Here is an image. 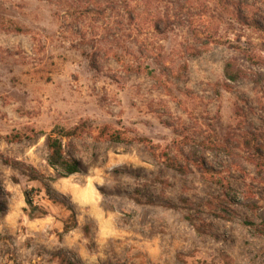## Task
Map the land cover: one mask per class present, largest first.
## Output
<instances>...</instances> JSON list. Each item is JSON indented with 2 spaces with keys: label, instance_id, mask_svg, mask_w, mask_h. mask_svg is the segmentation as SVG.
<instances>
[{
  "label": "rangeland",
  "instance_id": "374dc122",
  "mask_svg": "<svg viewBox=\"0 0 264 264\" xmlns=\"http://www.w3.org/2000/svg\"><path fill=\"white\" fill-rule=\"evenodd\" d=\"M0 138V264H264V0H0Z\"/></svg>",
  "mask_w": 264,
  "mask_h": 264
},
{
  "label": "trees",
  "instance_id": "16d2710c",
  "mask_svg": "<svg viewBox=\"0 0 264 264\" xmlns=\"http://www.w3.org/2000/svg\"><path fill=\"white\" fill-rule=\"evenodd\" d=\"M224 77L228 83H236L241 79V76L239 72L233 71L230 66H227L225 71H224ZM84 124H80L78 126H75L69 130H64V129H54L52 130L49 134L45 136V144H46V150H47V164L51 170H53L59 177H69L74 174H77L80 172V163L73 158H69L65 155V147L63 141H69L72 138H78L82 136L83 134V129H84ZM111 141L114 142H119L123 143L124 140H122L120 135H111L109 136ZM1 140V138H0ZM5 141L7 142H14V143H20L22 142L23 138L20 135H14L12 137H5ZM138 141H143V140H138ZM31 174L29 179L31 181H39L42 183V186L45 188L46 193H50V186L47 184H43V180L45 179V176L43 174H40L35 168H30ZM55 178H51L49 181H54ZM24 196L26 199V204L30 208L29 212V217H37L41 218L47 215V211L44 210L41 207H36L33 206L31 203V199L29 196V192L24 191ZM56 200L53 199V202ZM71 219L73 221L72 226H63V232L67 233L69 232L72 228H74L76 224V217L74 211H71ZM256 232L264 237V224H259V226H253ZM89 233V229L87 226L84 227V234L87 236Z\"/></svg>",
  "mask_w": 264,
  "mask_h": 264
}]
</instances>
